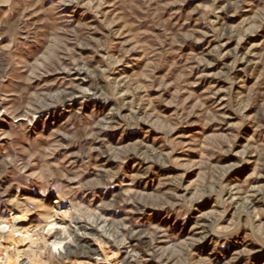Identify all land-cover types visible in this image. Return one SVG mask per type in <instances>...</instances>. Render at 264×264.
I'll list each match as a JSON object with an SVG mask.
<instances>
[{
  "label": "rangeland",
  "instance_id": "rangeland-1",
  "mask_svg": "<svg viewBox=\"0 0 264 264\" xmlns=\"http://www.w3.org/2000/svg\"><path fill=\"white\" fill-rule=\"evenodd\" d=\"M18 253L264 264V0H0V264Z\"/></svg>",
  "mask_w": 264,
  "mask_h": 264
},
{
  "label": "bare ground",
  "instance_id": "bare-ground-1",
  "mask_svg": "<svg viewBox=\"0 0 264 264\" xmlns=\"http://www.w3.org/2000/svg\"><path fill=\"white\" fill-rule=\"evenodd\" d=\"M19 219H20V218H18L17 216H16V217H13V219L11 220V221H12V226H13V227H16V223H17V221H19ZM54 241H55V240H54ZM60 241H62V244H63V240H59V242H58V241H57V242H53V241H52V245H53V247H54L55 250H57V249H59V248L62 247ZM13 261H14L15 264H20V261H21V253H18L17 255H15V256L13 257Z\"/></svg>",
  "mask_w": 264,
  "mask_h": 264
}]
</instances>
